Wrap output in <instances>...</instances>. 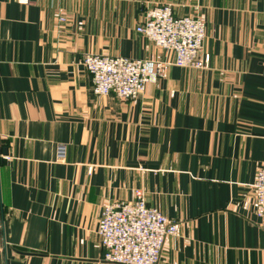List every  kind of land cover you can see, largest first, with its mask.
I'll return each instance as SVG.
<instances>
[{
    "label": "crops",
    "instance_id": "obj_1",
    "mask_svg": "<svg viewBox=\"0 0 264 264\" xmlns=\"http://www.w3.org/2000/svg\"><path fill=\"white\" fill-rule=\"evenodd\" d=\"M156 5L202 15L209 68L94 94L86 53L174 59L136 31ZM0 146V264H112L102 213L139 189L178 224L159 264H264V0H0Z\"/></svg>",
    "mask_w": 264,
    "mask_h": 264
},
{
    "label": "built area",
    "instance_id": "obj_2",
    "mask_svg": "<svg viewBox=\"0 0 264 264\" xmlns=\"http://www.w3.org/2000/svg\"><path fill=\"white\" fill-rule=\"evenodd\" d=\"M32 0H18L29 4ZM65 22L64 16L60 17ZM136 31L159 48L174 54L172 61L133 59L86 53L83 63L92 75L94 94L116 95L121 99H136L156 77L166 78L171 65L194 69L209 68L211 54L205 50L206 22L196 11L193 15H175L171 5L149 7ZM60 145L58 154L65 156ZM0 146L1 161L11 160ZM256 214L264 229V161L252 185ZM137 199L105 207L98 233L103 248V261L112 264H159L168 237L178 233L177 222L150 206L146 192L137 190Z\"/></svg>",
    "mask_w": 264,
    "mask_h": 264
}]
</instances>
